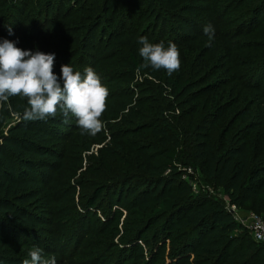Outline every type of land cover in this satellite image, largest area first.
Returning a JSON list of instances; mask_svg holds the SVG:
<instances>
[{
  "label": "trees",
  "instance_id": "obj_1",
  "mask_svg": "<svg viewBox=\"0 0 264 264\" xmlns=\"http://www.w3.org/2000/svg\"><path fill=\"white\" fill-rule=\"evenodd\" d=\"M52 1L0 0V39L13 41L16 47L23 50L54 53L53 71L58 77L61 65L70 64L74 70L75 66L96 69L104 62L113 60L125 63L130 71L125 74L129 77L133 78L139 73L154 80L151 83L145 78L144 84L148 88L143 90H152L157 97L161 95L160 103L164 106L158 105L155 119H148L134 110L128 111L129 116L136 117V126L110 130V142L100 150V166H88L82 180L77 182L82 191L79 198L83 203L80 207L83 214L75 212L74 215V189L66 177V174H70L66 162L72 159L69 150L73 139L70 138L80 127L75 122L72 128L59 111L55 118L46 121H25L22 113L27 100L9 97L0 106V264H23L25 259H29L28 251L33 247L42 249L44 255L51 254L52 250L49 249L53 248V240L43 238L44 233L55 238L60 234V237L70 240L74 224L79 228L85 215L96 209L101 201L103 187L119 191L121 197L124 195L122 204L127 205V213L139 209L156 211L154 208H159L155 216L149 217L141 229L137 228L128 237V247L119 250H132L129 259L124 262H130V259L134 261L127 264H157L158 261L159 264H264V247L255 244L247 232L236 233L240 227L225 207V202L208 197L202 190L194 197L187 184L180 180L176 166L180 141L172 128L182 117L187 132L195 125L200 130L201 124L207 120L221 119L233 105H240L242 100L247 99V95H257L263 99L264 54L255 52L258 55L245 58L246 54L239 56V53L248 49L264 50V26H261L264 24V0H184L183 3L175 0H126L125 10L116 8L115 11L120 17L114 20L118 21L114 28L119 26L122 32L112 37V30L107 38L101 35L97 37L98 29L99 33L103 32L102 25L97 21L102 18V23L109 21L115 24L113 19H105L112 10L113 0H103L102 4L98 0H83L89 1V8L85 9L92 10L86 12L96 13L93 14L94 18L91 17L92 21L78 29L84 30L85 34L75 43L74 30L57 25L58 14L48 18ZM165 2L176 5L173 10L178 12L159 7ZM244 7H249L248 12L246 9L241 14L240 9ZM191 13H199L201 17L196 25L187 28V36L181 35L179 39L147 38L152 37L158 29L162 30L163 35L170 21L190 24L193 20L188 19L187 15ZM128 16L135 22L130 23L129 27H132L125 32L126 22L122 20ZM65 17L74 19V14L67 12L61 18ZM149 18L152 20L147 21ZM47 25L51 28L48 29ZM205 25H211L214 29L213 40L191 57L187 55L189 52L181 49L178 71L169 75L164 69L155 70L150 66L140 68L147 63L139 54L137 41L141 36L153 44L163 41L167 46L171 41L179 48L182 44L189 46L197 40L208 38L203 32ZM9 26L12 35L8 33ZM37 28L40 29L38 32ZM68 35L73 39L64 38ZM213 48H216L215 56L204 62V56ZM219 61L228 66L230 78H223ZM117 72L113 73L117 75ZM214 73L217 80L201 83L202 79ZM107 82L114 81L109 78ZM229 85L232 86L228 94L232 98L220 102L222 94L225 96L224 89ZM166 94H173L178 102L174 103ZM213 103L217 106L212 105L209 113L201 116ZM139 105L144 107L143 103ZM236 114L222 128L223 137L218 136L221 140L216 138L218 148L213 143L190 139L184 156L190 158L193 167H197L206 186L221 190L228 205L250 211L264 223V135L259 131L254 132L253 136L251 130L254 131L255 126L250 123L231 131ZM125 122L128 126L133 125L131 121ZM69 128V132H65L64 129ZM142 131H149L147 140L127 141L125 138ZM120 133L125 137H120ZM193 133L194 130L191 135ZM100 135L93 137L94 143L102 144L105 141V134ZM117 141L121 143L117 145L118 151H115L112 143ZM59 142L66 145L58 149L56 145ZM107 159L120 166L110 167ZM74 163L80 165L81 161L73 160ZM181 164L187 165V162L184 160ZM85 190L89 192L88 195H85ZM142 218L138 225L144 223L143 215ZM63 220L68 223L64 232L59 229ZM160 220L159 227L146 238L148 236L145 234ZM110 224L111 221L101 223L100 226L104 227L99 228L95 235L108 234ZM47 226L49 229L45 228ZM84 234L90 235L91 232L87 230ZM152 241L155 244H151ZM89 245L93 248L101 246L93 240L89 241ZM113 247L107 245L101 254L110 252ZM144 248H148L149 254H144ZM53 249L55 253L56 248ZM97 256L95 253V259L93 257L85 264H99ZM124 262L117 258L101 264ZM56 264H63V261Z\"/></svg>",
  "mask_w": 264,
  "mask_h": 264
},
{
  "label": "rangeland",
  "instance_id": "obj_2",
  "mask_svg": "<svg viewBox=\"0 0 264 264\" xmlns=\"http://www.w3.org/2000/svg\"><path fill=\"white\" fill-rule=\"evenodd\" d=\"M23 0H19V2H21ZM90 1V0H89ZM89 1L88 2H84L83 0H53L52 2V10L49 13L48 18L50 17H55V14L59 15V19L56 21L57 25H61L62 28H65L66 30L69 29L70 31L74 30V43L80 39L84 34L85 31H79L78 29H80L81 26H86V24H88L89 21H92L93 19L91 17L94 18L93 14H95L94 12L92 13H88L86 11H92L91 9H85V8H89ZM126 0H113V6H112V10H110V13H108L105 17L106 20H111L113 19V22L115 23L114 25L110 24L109 21L103 22L102 23V18L97 21L98 23H100L103 27V32L99 33L100 30L98 29L96 31L97 37L98 36H104L107 38V35L111 33L112 30V37L114 34L116 33H121L122 30L119 29L118 27H116V29L114 28V26L116 24H118V21H114L117 19V16L120 17L119 14H115L116 8H119L120 10H125L127 3L125 2ZM176 2H180L183 3L184 0H175ZM99 4L104 3L103 0H98ZM96 6V5H95ZM162 7L163 10H168L170 9H176V5H170V3H161L159 4V7ZM199 6V5H198ZM252 5H250L249 7H251ZM249 7H244L242 9H240L241 14ZM5 8V7H4ZM214 8V7H213ZM86 10V11H85ZM174 12H178L173 10ZM69 12V14L73 13L74 14V19L70 18V17H65V18H61L62 16H65V14ZM212 12H216L213 11ZM89 14V15H88ZM201 16L199 15V13H191L189 15H187V18L191 20H193V22H187V24H182L180 21L178 23H174V22H169V24L167 25L166 31L163 32L162 34V30L158 29L156 31V33L154 35H152V37L148 36L147 38H152V39H157V38H180L183 36H187V28L190 26H194L197 24V22H199V18ZM90 18V19H89ZM244 17H240V19H242ZM89 19V20H88ZM125 20V28L123 30H125V32L128 31V29H130L131 27H129L130 23L135 22L134 20H131L128 17H125L122 22ZM152 20L151 18H149L150 21ZM41 21V20H40ZM42 22V21H41ZM146 22V21H145ZM260 24V23H259ZM135 25V23H134ZM262 27L264 26V24L261 25ZM48 29L51 28L50 25H47ZM38 30H40L39 28H37V32ZM161 35V36H160ZM65 39L67 38H72L69 35L64 37ZM105 38V40H106ZM263 44H264V37H263ZM209 42V38L206 39H202V41L197 40L195 41L193 44L187 46V45H181V47H179V51L184 50L189 52L187 55L189 57H191V54H197L200 50V48H202V46L207 45ZM47 43V42H46ZM49 46H53V44L48 43ZM75 48V45H74ZM51 50V49H50ZM261 53L264 54V50L263 51H259L258 49H248V50H243L239 53V56H243V54H246L245 58L250 55V56H256L258 55L257 53ZM216 53V48L211 49L210 51H208L207 55H205V61H210L215 55ZM210 55V57H209ZM201 55H199L198 57H200ZM196 57V58H198ZM87 62V60H86ZM220 66H221V71L223 73V78H230L231 76V71L227 70V65H225V62L219 61ZM233 67V64H231ZM86 67L82 68L80 66H75L74 71H79L81 73V75L84 74V69ZM96 71V73L100 76L101 78V83L107 87L109 95L107 96L106 99V109L104 111V113L102 114V116L100 117L101 121L103 122V129L98 132L96 135L101 136L100 134H105V141L102 144H97L93 142V137L96 135H89L86 132H83L82 129L80 128L78 131H76L75 133L72 134V137L70 138L72 140L71 143V147H70V154H71V161L68 160L66 162L67 166H68V170L70 171V174L67 175L66 177L68 179L69 184L72 186V188L74 189L73 192V198H74V215L75 212H77L79 215L83 214V211L80 210V207L82 208V201H80V194L82 195V191L80 190L79 185H77V182L81 181L82 178L84 177V173H85V169L90 166V168L95 167V166H100L98 163V160L101 156L100 154V150L101 148H103L105 145H107L110 142V133L111 131H117V129H125V128H134L135 125V121L137 120L135 116H129V112L131 110H134L135 113H142L144 114L146 117L149 118H154L156 116V111L158 109V105L159 106H164L162 105V103H160V100H162V97H160L161 95H159L157 97V94L154 93L152 90H143L144 88H148V86L146 84H144V79L146 78L148 81H150L151 83L154 81L151 77H149L148 75H144V77L140 76L139 73H136V75L131 78L129 77L127 74L130 72L129 69L126 67V64H122V63H116L114 60L113 61H108V62H104L103 65H100L99 67H97L96 69H94ZM117 72V75L114 74ZM114 72V73H113ZM219 72V71H218ZM107 73V74H105ZM127 73V74H125ZM107 78V79H106ZM111 78L112 83L107 82V80ZM217 74L214 73L212 76H208L204 79H202L201 83H205V82H211L214 80H217ZM200 83V84H201ZM141 84V86H140ZM137 85L139 86L138 88ZM232 85L227 86L224 90H225V96L222 94V99L220 102L229 100L230 98H232L231 94H228V92H230V88ZM167 98L170 97L171 100H173L174 103H177L178 101L176 100V98L174 97L173 94L171 95H167ZM173 97V98H172ZM233 97H235V93L233 92ZM247 99H245L244 101L242 100V103H240V105H238V103H236L235 105H233L230 109H228L226 111V113L224 114V116L221 119L218 120H207V122L201 124L202 129L197 130L196 129V125L193 126L191 128V131L194 130V133L191 135V131L187 132L186 131V124H184L183 119L181 117V120H177L175 123L177 125L173 126L172 128L174 129L175 132H177L178 136H179V141H180V155H178V161L176 163V166L178 167V173H179V178L181 181H183L184 183L187 184V186L190 188V191L192 193V196H197L201 191H199L201 188L206 190L207 196L210 198H213L215 200H219V201H226L225 196L221 193V190L217 187H210V186H206V183L202 182L203 180L201 179V176L199 175V171L197 169V167H193L190 163V158L185 157L184 153L187 152V144L189 143L190 139H192L193 141L195 140L196 142L203 140L204 142H209V143H213L215 148H218V144L215 142L216 138L220 135L221 138L223 137L222 135V128L224 127V125H226V123L229 121L228 119L235 113L237 112V114L235 115V120L234 121V125L232 124V128L231 131L236 129L237 127L240 126H245L246 123L247 124H251V126H255L254 131L251 130V133L253 134L254 132H259L261 131V133L264 135V97L261 100L260 97H258L257 95H247L245 96ZM142 100V101H140ZM168 100V99H166ZM144 104V107L139 105L141 103ZM235 102V101H234ZM215 105L213 104H209L208 108L205 109L204 112L201 113V116H204L206 114L209 113V111L211 110V106ZM188 106V105H187ZM217 106V105H215ZM241 111L243 112V115L240 119H238L237 117L240 115ZM166 116H168V113H166ZM177 118V117H176ZM175 118V119H176ZM209 118V117H207ZM65 122L69 123V125L74 128V124L76 122V120L74 119V117H69L67 120H64ZM125 121H131L133 122L132 126H128V124ZM174 121V120H171ZM200 122H198L197 124H199ZM172 129V130H173ZM65 132H69V129H64ZM111 130V131H110ZM131 131V130H130ZM230 131V133H231ZM175 132H172L173 134H175ZM229 133V134H230ZM129 134V133H128ZM229 134L226 135V139H229ZM255 134H253L254 136ZM149 136V131H142V132H138V133H131L129 134V136H126L123 133H120V137L122 138H127V141H133V140H141L143 138H145L147 140ZM119 138V137H118ZM219 138V137H218ZM221 138H219V140H221ZM127 141H125V145L127 143ZM221 141H219L220 143ZM120 141H117L116 143H112V147L113 150H117V145L120 144ZM66 143L64 142H59L57 143V147L58 149L63 148V146H65ZM76 145H80L77 148ZM88 146V148H86ZM118 151V150H117ZM73 160H75V162L77 161H81L80 165H77V163L73 164ZM186 161L187 165H183L181 164L182 161ZM108 161V165L110 167H115L118 165V167L120 166V164L111 161L109 159H107ZM202 180V181H201ZM107 184V183H106ZM91 185V184H90ZM89 185V186H90ZM85 188V187H84ZM87 188V186H86ZM85 188V189H86ZM103 194H101V201L98 203V205H96V209L91 210L90 214H86L85 215V219H83L82 221V225L79 228H76V225L74 224V232L71 233L73 239L70 238V240L66 237H59L55 238L54 237H50V235L48 234H43V238L48 239V240H53L51 243L53 248H56L55 253L52 252L54 249H49L52 250L51 254L46 253L44 256L45 258L49 257V256H55L56 258V262H61L63 261V264H68L70 262H79V264H85L87 262H89V260H91L93 257V259H95V253H97V257H98V263L101 264L102 262H104L105 260L111 261L113 262L114 260H116L117 258H120L121 263L124 262V260H128L129 256L131 253V251H127L125 252V250H121L125 247H128L126 240L128 239V237L130 235H133V231L136 230L137 228L140 227V229L144 226L145 222L147 221V219L151 216H155V214H157L159 212V208L155 207L154 209L156 211H154L153 209L149 210V211H144V210H137V211H129L127 213V205H123L122 201H123V197H121L118 193L119 191H113V189L110 188H106L103 187ZM111 190V191H110ZM85 195H88L89 192H87V190H85ZM105 192V193H104ZM117 193V194H116ZM225 207L227 208V205L225 204ZM229 209V208H228ZM234 209V214H233V219L234 221L239 225V231H237V234H240L242 232H247V234L249 235V231L247 229L248 227V223L246 220V216L250 211H246L243 209H238L236 207L233 208ZM230 210V209H229ZM142 215L144 217V223L142 225H138V221L140 220V218H142ZM143 219V218H142ZM57 220V219H56ZM75 220V217H74ZM106 221H111V224L108 225L107 230H108V234H105L103 236H96L95 233H97L99 231V228H103L104 226H100L101 223H105ZM161 220L158 221V224H156L155 226L151 227L149 230V232H147L145 235H147L149 238L151 233L153 232V230H156L159 227V224H161ZM100 226V227H99ZM68 227V223L65 222V220H63V223H61V226L59 227V229L61 231L65 230ZM46 229H49V227H45ZM90 231L91 234L86 235L84 234V232L86 231ZM64 232V231H63ZM61 232V233H63ZM74 235V236H73ZM84 235V236H83ZM83 236V237H82ZM250 237V235H249ZM79 238V240H78ZM130 239V238H129ZM96 242L97 244H101V246H97V247H91L89 245V241ZM151 244H155L153 241L150 242ZM94 245V244H93ZM108 246H112L114 245L115 247H113L111 249L110 252L108 253H102L101 252L104 250L105 247ZM148 248H144V254H149L147 252ZM93 252V253H92ZM82 253V255H80ZM105 256L104 259H102V257ZM109 257V258H108ZM134 261V260H133ZM132 259H130V262H133ZM130 262H124V264L130 263ZM160 261L157 262V264H159Z\"/></svg>",
  "mask_w": 264,
  "mask_h": 264
},
{
  "label": "clouds",
  "instance_id": "obj_3",
  "mask_svg": "<svg viewBox=\"0 0 264 264\" xmlns=\"http://www.w3.org/2000/svg\"><path fill=\"white\" fill-rule=\"evenodd\" d=\"M203 32L211 42V25H205ZM8 33L12 35L10 26ZM137 43L140 56L147 62L140 68L164 69L169 75L180 69L179 49L171 41L165 46L163 41L153 44L141 36ZM54 61V53L23 50L13 41L0 39V106L9 97H20L27 100L23 120L46 121L59 111L65 119L75 117L83 132L96 135L104 127L100 117L106 109L107 87L92 67H86L81 75L70 64L61 65L58 77L53 71ZM28 256L23 264H56L55 256L45 258L37 247L29 249Z\"/></svg>",
  "mask_w": 264,
  "mask_h": 264
},
{
  "label": "built area",
  "instance_id": "obj_4",
  "mask_svg": "<svg viewBox=\"0 0 264 264\" xmlns=\"http://www.w3.org/2000/svg\"><path fill=\"white\" fill-rule=\"evenodd\" d=\"M200 190L204 191L206 193V190L201 188ZM225 204L227 205V209L228 211L233 215L234 214V206L233 205H228L227 201H224ZM246 220L248 223V231H249V235L251 240L258 245H261L264 247V223L261 220V218L252 213L249 212L246 216Z\"/></svg>",
  "mask_w": 264,
  "mask_h": 264
}]
</instances>
